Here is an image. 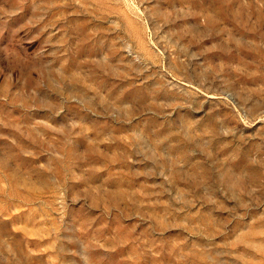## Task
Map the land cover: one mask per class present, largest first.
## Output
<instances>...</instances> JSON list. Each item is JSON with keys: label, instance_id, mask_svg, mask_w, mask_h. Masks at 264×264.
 Wrapping results in <instances>:
<instances>
[{"label": "rangeland", "instance_id": "rangeland-1", "mask_svg": "<svg viewBox=\"0 0 264 264\" xmlns=\"http://www.w3.org/2000/svg\"><path fill=\"white\" fill-rule=\"evenodd\" d=\"M0 264H264V0H0Z\"/></svg>", "mask_w": 264, "mask_h": 264}]
</instances>
